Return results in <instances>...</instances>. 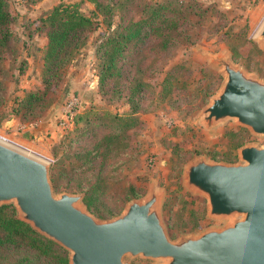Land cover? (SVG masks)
<instances>
[{"label":"rangeland","instance_id":"374dc122","mask_svg":"<svg viewBox=\"0 0 264 264\" xmlns=\"http://www.w3.org/2000/svg\"><path fill=\"white\" fill-rule=\"evenodd\" d=\"M181 1L196 5L200 17L187 11L184 19L192 21L186 27L189 40L169 55L155 63L152 61L158 56L150 52L144 58L137 57L145 97L133 115L124 95L128 92L126 80L136 77L128 62L137 55L136 50L125 52L124 76L118 79L119 85L113 86L110 79L100 90L95 48L110 32L103 17L86 0H7L13 17L11 38L0 49V139L48 161L54 194L85 193L83 205L98 220L119 216L130 201L143 199L154 182L163 193L161 215L171 240L225 225L222 220L209 219L207 200L184 187L185 166L200 156L235 164L243 145L264 146V137L252 135L232 120L211 131L198 121L200 111L223 83V76L205 55L228 54L235 64L264 80V51L254 40L264 21V0ZM75 4L96 27L74 63L63 70L61 79L46 86L47 39L41 19L59 5ZM132 11L119 9L113 26L121 22V15L130 17ZM132 17L138 20L142 12ZM72 110L76 115L88 114V121L69 123ZM127 114L133 120L124 128L121 123L125 122L110 123V115ZM101 116L102 121L97 119ZM110 133L115 134L113 141L124 137L122 146L116 151L112 148L104 155L105 160L97 158L104 154L102 149L84 164V151L94 149L95 143ZM81 172L87 181L85 187L95 181L97 173L101 179L98 191L91 196L90 209L85 202L86 191L73 189ZM131 190L138 196L126 200ZM8 207L16 218L13 206ZM131 264L154 263L136 259Z\"/></svg>","mask_w":264,"mask_h":264},{"label":"water","instance_id":"95a60500","mask_svg":"<svg viewBox=\"0 0 264 264\" xmlns=\"http://www.w3.org/2000/svg\"><path fill=\"white\" fill-rule=\"evenodd\" d=\"M254 40L264 51V21ZM223 83L200 111L211 131L234 121L264 137V80L235 64L228 54L205 55ZM238 163L196 157L184 169V187L207 200V217L223 227L171 240L162 220L163 193L151 182L147 195L130 201L110 220L84 207L85 193L54 194L50 163L0 139V208L68 253V264H264V146L246 144Z\"/></svg>","mask_w":264,"mask_h":264},{"label":"trees","instance_id":"16d2710c","mask_svg":"<svg viewBox=\"0 0 264 264\" xmlns=\"http://www.w3.org/2000/svg\"><path fill=\"white\" fill-rule=\"evenodd\" d=\"M93 4L96 14L103 17L106 29L110 32L101 40L95 48L97 67L99 70L98 85L99 89L105 86L106 81L113 79V86L117 87L118 79L124 76L123 67L127 55L125 52L129 48H134L137 55L128 59L136 72L128 84L127 103L130 105L131 113L136 114L140 110V102L145 97L142 82L141 66L136 59L139 55L152 53L158 56L152 62L155 63L161 56H167L172 50L177 49L181 44L189 40L186 34V27L192 21L184 19L187 11L190 16L200 17L196 5H185L181 0H165L162 2H143L140 0H86ZM131 13L130 17L125 18L121 15L120 23L113 26V20L118 10ZM142 12L140 19H135L132 15L135 12ZM183 16V17H182ZM13 17L7 0H0V49L8 45L10 37V25ZM41 26L45 29L47 39L44 55L45 85L50 82L59 81L63 70L74 63L83 47L87 44L89 35L95 29V22L91 17L84 15L75 5H59L41 19ZM139 58V57H138ZM137 63V64H136ZM116 78V79H115ZM167 83L168 80H165ZM162 96L164 93L161 94ZM29 97H33L30 95ZM30 102V101H29ZM76 115V114H75ZM71 124L75 122L88 121V114L76 115ZM132 115H110L111 124L121 123L122 128L127 126V122L133 120ZM97 118L102 121L104 118ZM115 134L110 133L98 140L94 149L85 150L84 164H89L99 155L103 149V155L97 157L104 159V155L113 148L114 151L124 141V137L113 141ZM102 141V142H101ZM122 150L125 145L121 147ZM108 156V154H107ZM84 166V165H83ZM56 174V173H55ZM83 172L80 179L75 183V190L86 191L85 202L91 208V196L98 191L101 179L99 173L94 177L92 184L84 186ZM53 176V175H52ZM136 191L131 190L130 196L125 199L137 197ZM0 264H67V255L60 247L51 241L39 236L27 224L15 218L14 210L11 207L3 206L0 208Z\"/></svg>","mask_w":264,"mask_h":264},{"label":"built area","instance_id":"2783aa9c","mask_svg":"<svg viewBox=\"0 0 264 264\" xmlns=\"http://www.w3.org/2000/svg\"><path fill=\"white\" fill-rule=\"evenodd\" d=\"M72 104H73V103H72ZM74 115H75V113H74L73 110H72V111H69V115H68V118H67V120L69 121V123H71V121H72Z\"/></svg>","mask_w":264,"mask_h":264}]
</instances>
